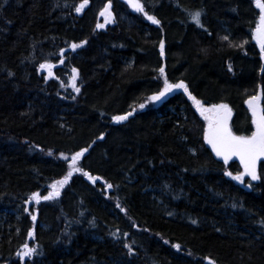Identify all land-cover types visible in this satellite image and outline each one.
I'll use <instances>...</instances> for the list:
<instances>
[{
    "label": "trees",
    "instance_id": "trees-1",
    "mask_svg": "<svg viewBox=\"0 0 264 264\" xmlns=\"http://www.w3.org/2000/svg\"><path fill=\"white\" fill-rule=\"evenodd\" d=\"M82 2L0 0V264H264V179L245 177L249 189L224 176L243 169L210 153L183 90L147 100L165 77L183 81L205 107L227 104L234 134L250 135L245 101L264 93L253 0H141L159 25L112 0L114 22L102 30L108 0L77 14ZM196 10L202 27L189 15ZM85 148L77 166L100 177L95 184L74 171L55 200L30 199L52 191ZM25 244L40 254L21 262Z\"/></svg>",
    "mask_w": 264,
    "mask_h": 264
},
{
    "label": "snow or ice",
    "instance_id": "snow-or-ice-1",
    "mask_svg": "<svg viewBox=\"0 0 264 264\" xmlns=\"http://www.w3.org/2000/svg\"><path fill=\"white\" fill-rule=\"evenodd\" d=\"M6 2V0H5ZM89 0H83L81 4L75 7V11L77 14H80L85 6L88 4ZM255 7L259 10L258 22L256 28L252 33V39L255 40L256 44L260 50V59L264 60V2L262 0H253ZM124 3L128 5L129 8L133 12L143 14L145 19L149 20L152 24L159 25L160 21L154 16L150 15L145 11V5L141 2V0H124ZM2 7V5H0ZM113 3L112 0H108L102 10L100 11L99 15L105 18V23H113L114 16H113ZM189 15L191 16L192 22L197 27H202V20L201 17L203 15L202 10L190 11ZM103 25L97 24V28H101ZM206 30V29H205ZM207 31V30H206ZM211 35V33H209ZM222 40L228 41L229 36L224 35L221 37ZM83 43H86L83 42ZM248 41H242L238 46L243 47L244 44H247ZM82 47V44H71L72 51H76L77 48ZM160 54L161 57L165 54V44L164 41H160ZM63 56V51L61 52ZM63 63V59L61 60ZM52 66L49 64H41L40 69H49V76H52L50 68ZM228 70L231 72L232 67L229 66ZM72 76L69 81V85L73 88L74 91L79 93L80 89L76 86V80L78 78V72L76 68L72 70ZM161 76H164V68L161 67L159 69ZM9 76L12 75L11 72L8 73ZM47 79V77L45 78ZM174 90H183L185 95L188 97L189 100L192 101L193 106L195 107L196 112L205 122V126L203 128V140L204 143L207 144L210 148L212 153L220 160H223L224 164L227 165L229 160L233 157L237 158L240 162L243 171L239 174L233 175L232 172L225 170L224 176L230 177L233 181H236L239 184L245 185L249 189L253 188L252 183H245V177L250 178V181H258L264 179V175H258L257 172V161L264 159V109L260 106V100L264 93L261 95H253L251 98L245 101L248 105V108L251 112L252 116V126L253 130L251 131L250 135H236L229 127L228 120L231 115V109L225 103L220 104H212L209 107H205L198 99H196L189 91L188 85L185 84L183 81L171 83L165 77L163 88H161L158 92L154 93L153 95L147 97V100L156 103L162 101L169 93L174 92ZM140 108H144L145 104L141 103L139 105ZM133 113L128 112L125 115H115L112 117V121L116 124H119L123 121H126L129 116ZM103 139V135L99 137ZM88 151L87 148L82 149L79 152H76L71 157V162L68 163L69 171L63 177V179L54 182L53 184L49 185L52 191L48 192L47 195L41 197L40 193H33L30 197L31 200H34L36 203H39L41 199L44 201H53L60 196V190L69 182V179L72 177L73 172H81V174L87 177L88 180L92 181L94 184L100 177H94L89 174L87 171H83L82 168L78 167V162L81 157ZM51 155V153H49ZM65 161H68V157H62ZM106 183L107 189H112L114 185L110 183ZM167 187V186H165ZM236 205H233L235 207ZM116 207L120 209L121 212H126V209L119 203L116 204ZM27 210V209H26ZM171 215V213H169ZM32 220L36 221V216H32ZM91 223V222H90ZM193 224L196 223L195 220L192 221ZM260 226L264 228V219L260 222ZM144 231H148V229H144ZM219 231V229H217ZM34 235L33 231L28 232V237L32 238ZM127 236V233H124ZM114 238L116 237L115 233H113ZM165 244L168 243L167 240L164 241ZM124 247L128 249L129 255L133 254L132 249L128 243L124 244ZM177 252L181 250L180 245H172ZM40 253L36 248L29 247L27 244L24 245L23 249L17 253V257L21 262L25 261V258L31 259L35 255H39ZM209 264H212V261L209 260Z\"/></svg>",
    "mask_w": 264,
    "mask_h": 264
},
{
    "label": "rangeland",
    "instance_id": "rangeland-1",
    "mask_svg": "<svg viewBox=\"0 0 264 264\" xmlns=\"http://www.w3.org/2000/svg\"><path fill=\"white\" fill-rule=\"evenodd\" d=\"M99 19H100V24L101 25H103V27H101V28H98V30L99 29H104V27L105 26H111L113 23H105V18L104 17H102V16H100L99 15ZM46 69H48V68H46ZM130 117V116H129ZM123 122H125V121H123ZM123 122H121V123H123ZM112 123L113 124H116V123H114L113 121H112ZM120 124V123H119ZM261 160H259V161H257V164L260 162ZM242 169V168H241Z\"/></svg>",
    "mask_w": 264,
    "mask_h": 264
},
{
    "label": "water",
    "instance_id": "water-1",
    "mask_svg": "<svg viewBox=\"0 0 264 264\" xmlns=\"http://www.w3.org/2000/svg\"><path fill=\"white\" fill-rule=\"evenodd\" d=\"M207 145V144H206ZM207 147L209 148V150L211 151V148L207 145ZM212 152V151H211ZM232 161H234V162H236L238 165H240V162H239V160L237 159V158H235V157H233L232 159H231ZM241 166V165H240Z\"/></svg>",
    "mask_w": 264,
    "mask_h": 264
},
{
    "label": "bare ground",
    "instance_id": "bare-ground-1",
    "mask_svg": "<svg viewBox=\"0 0 264 264\" xmlns=\"http://www.w3.org/2000/svg\"><path fill=\"white\" fill-rule=\"evenodd\" d=\"M209 150V149H208ZM210 151V150H209ZM210 153L214 156V157H216L211 151H210ZM217 158V157H216ZM220 160V159H219ZM264 159H262V161H263ZM221 161H223V160H221ZM259 164V163H258ZM257 164V165H258ZM242 170V169H241ZM243 171V170H242Z\"/></svg>",
    "mask_w": 264,
    "mask_h": 264
}]
</instances>
